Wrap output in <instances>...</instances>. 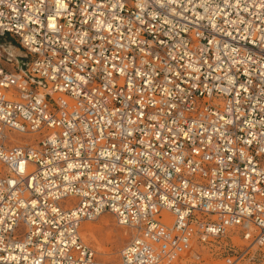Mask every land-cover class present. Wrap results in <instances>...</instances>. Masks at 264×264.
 Segmentation results:
<instances>
[{
  "label": "built area",
  "instance_id": "built-area-1",
  "mask_svg": "<svg viewBox=\"0 0 264 264\" xmlns=\"http://www.w3.org/2000/svg\"><path fill=\"white\" fill-rule=\"evenodd\" d=\"M104 213L118 264H264V0H0V264H113Z\"/></svg>",
  "mask_w": 264,
  "mask_h": 264
},
{
  "label": "rangeland",
  "instance_id": "rangeland-1",
  "mask_svg": "<svg viewBox=\"0 0 264 264\" xmlns=\"http://www.w3.org/2000/svg\"><path fill=\"white\" fill-rule=\"evenodd\" d=\"M1 47L5 53L9 47H11L16 53V58H11L7 55L8 59L5 62V66L10 69L11 62H14L15 59L17 60L21 58L22 52L16 43L10 38H4L1 40ZM87 226L93 230V233L90 235L91 237L85 229ZM79 234L81 239L95 251L98 260L105 263L118 264V253L123 245L131 238L132 230L119 226L111 214L104 213L94 221L82 223L79 229ZM228 236H230L235 247H243L244 243L240 240L236 232L233 236H231V234H228ZM224 242L227 244L230 243L228 239H225ZM209 249H212V251ZM220 251L221 250H219L218 246L214 244L209 247L194 245L189 252L172 264H224V255L220 253Z\"/></svg>",
  "mask_w": 264,
  "mask_h": 264
},
{
  "label": "bare ground",
  "instance_id": "bare-ground-1",
  "mask_svg": "<svg viewBox=\"0 0 264 264\" xmlns=\"http://www.w3.org/2000/svg\"><path fill=\"white\" fill-rule=\"evenodd\" d=\"M6 53H7V55L10 56L11 58H16V57H15L16 53L14 52V50H13L11 47H9V48L6 50ZM15 61H17V60L15 59ZM100 216H101V215H100ZM88 222H90V221H88ZM117 224H118V223H117ZM121 227H122V226H121ZM85 229L88 231L89 236L93 233L92 228H90V227L87 226ZM87 231H86V233H87ZM84 233H85V232H84ZM88 233H87V234H88ZM79 235H80V234H79ZM83 236L85 237L84 234H83ZM90 237H91V236H90ZM90 237H89V238H90ZM86 238H87V237H86ZM83 239H84V238H83ZM84 240H85V239H84ZM88 240H89V239H88ZM88 240H86V241H88ZM91 240H92V238H91ZM94 242H96V241H94ZM127 242H128V241H127ZM127 242H126V243H127ZM95 244H96V243H95ZM124 245H125V244H124ZM124 245H123V246H124ZM101 250H102V249H101ZM105 250H106V249H105ZM97 252H98V251H97ZM119 252H120V251H119ZM118 254H119V253H118ZM118 256H119V255H118Z\"/></svg>",
  "mask_w": 264,
  "mask_h": 264
},
{
  "label": "water",
  "instance_id": "water-1",
  "mask_svg": "<svg viewBox=\"0 0 264 264\" xmlns=\"http://www.w3.org/2000/svg\"><path fill=\"white\" fill-rule=\"evenodd\" d=\"M17 63H18V69L19 71H24V64H23V61L22 59H17Z\"/></svg>",
  "mask_w": 264,
  "mask_h": 264
}]
</instances>
